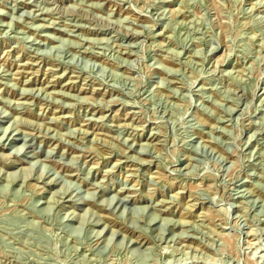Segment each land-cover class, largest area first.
<instances>
[{
  "label": "rangeland",
  "instance_id": "374dc122",
  "mask_svg": "<svg viewBox=\"0 0 264 264\" xmlns=\"http://www.w3.org/2000/svg\"><path fill=\"white\" fill-rule=\"evenodd\" d=\"M0 264H264V0H0Z\"/></svg>",
  "mask_w": 264,
  "mask_h": 264
}]
</instances>
